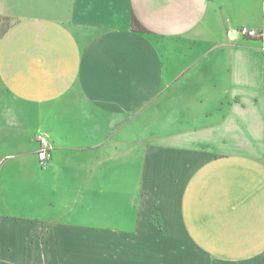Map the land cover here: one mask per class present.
Instances as JSON below:
<instances>
[{
    "label": "crops",
    "instance_id": "1",
    "mask_svg": "<svg viewBox=\"0 0 264 264\" xmlns=\"http://www.w3.org/2000/svg\"><path fill=\"white\" fill-rule=\"evenodd\" d=\"M37 2L0 38V264H264V0Z\"/></svg>",
    "mask_w": 264,
    "mask_h": 264
},
{
    "label": "rangeland",
    "instance_id": "2",
    "mask_svg": "<svg viewBox=\"0 0 264 264\" xmlns=\"http://www.w3.org/2000/svg\"><path fill=\"white\" fill-rule=\"evenodd\" d=\"M21 4L23 7L20 2L10 6L5 1L0 0V38L20 19L28 15L44 13L43 5L38 4L37 0H21Z\"/></svg>",
    "mask_w": 264,
    "mask_h": 264
},
{
    "label": "built area",
    "instance_id": "3",
    "mask_svg": "<svg viewBox=\"0 0 264 264\" xmlns=\"http://www.w3.org/2000/svg\"><path fill=\"white\" fill-rule=\"evenodd\" d=\"M238 33L249 37H254L259 35V32L256 29L249 28L247 26L241 27L238 30ZM38 141H39V149L37 151V155L40 163L43 165L46 164L49 158L51 157L50 150L52 146L49 138L44 134H40L38 136Z\"/></svg>",
    "mask_w": 264,
    "mask_h": 264
},
{
    "label": "trees",
    "instance_id": "4",
    "mask_svg": "<svg viewBox=\"0 0 264 264\" xmlns=\"http://www.w3.org/2000/svg\"><path fill=\"white\" fill-rule=\"evenodd\" d=\"M132 25H133V29L136 31H141V32L148 31V29L140 22V20L135 15H133Z\"/></svg>",
    "mask_w": 264,
    "mask_h": 264
}]
</instances>
